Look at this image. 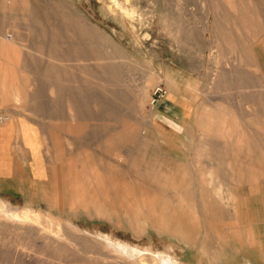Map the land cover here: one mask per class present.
Here are the masks:
<instances>
[{
	"label": "rangeland",
	"instance_id": "374dc122",
	"mask_svg": "<svg viewBox=\"0 0 264 264\" xmlns=\"http://www.w3.org/2000/svg\"><path fill=\"white\" fill-rule=\"evenodd\" d=\"M3 9L13 13L0 39L11 98L30 115L4 126L16 152L48 163L50 190L0 203L37 211L58 237L0 219V264H119L94 234L177 264L264 258L249 221L264 209L254 52L264 0H3Z\"/></svg>",
	"mask_w": 264,
	"mask_h": 264
},
{
	"label": "crops",
	"instance_id": "0c3cea01",
	"mask_svg": "<svg viewBox=\"0 0 264 264\" xmlns=\"http://www.w3.org/2000/svg\"><path fill=\"white\" fill-rule=\"evenodd\" d=\"M12 10L13 9H11V11ZM7 13L8 12H5L3 9V0H0V39L3 35V22L6 20L12 21L13 19V13ZM254 50L257 60V70L258 73L260 72L264 80V44H257ZM3 53L4 47L1 45L0 41V125H2L0 126V197L10 198L12 200L17 197L24 199L32 193H36V195L41 197V195L43 196L45 192H49L50 190L49 184L46 186L47 181L49 180L48 163L46 164L47 167H44L45 164L43 160H38L37 164V162L34 161V157L29 149L27 153H21L20 151L16 152L14 150L15 136L13 135L15 131H12L10 128L4 126L9 124L11 118L15 117V114L25 117L27 113H22L17 100H12L11 98L10 88L13 86L11 81L13 68H11L8 65V62L5 61ZM4 69H6L5 74L3 73ZM255 114V117H257L258 114L256 112ZM27 116L30 115L27 114ZM3 117L6 119L1 120ZM255 149L256 148H254V150ZM240 153L238 156L241 155ZM226 154L228 155L229 153L227 152ZM253 154L254 155L251 156L252 162L254 165H257L258 162H254L253 158L259 157L258 149H256L255 152L253 151ZM229 159L232 158L229 157ZM238 162L235 164L237 165ZM240 164L246 163L240 162ZM29 184L32 185V188L29 187ZM33 185L36 187L33 188ZM40 190H43V194H39ZM252 217H250L249 221L252 222L253 226L260 230L264 236V209L260 212H256ZM261 259L264 258L258 257L256 262L251 261V263L257 264L258 261L261 263Z\"/></svg>",
	"mask_w": 264,
	"mask_h": 264
},
{
	"label": "bare ground",
	"instance_id": "6f19581e",
	"mask_svg": "<svg viewBox=\"0 0 264 264\" xmlns=\"http://www.w3.org/2000/svg\"><path fill=\"white\" fill-rule=\"evenodd\" d=\"M225 3H226V1H225ZM224 5H226V4H224ZM118 11L125 13L126 10L123 7H121ZM238 13H240V12H238ZM238 13H236V14L239 15ZM237 17L239 18V16H237ZM231 19H232V17H231ZM236 22H237V20H236ZM218 35H220V34H218ZM9 37H10L9 41L11 43H14L13 35L9 34ZM11 38H13V39L11 40ZM219 38H221V37L219 36ZM2 39H3V43H4V41L7 40L5 37H3ZM4 119H6V118H4V117L1 118V120H4ZM46 218L47 217H45V219ZM0 219L2 221L7 222V223H11L13 225H27V226L37 227L40 230L43 229L46 232L44 234H46L48 236L58 237V236H56V233H54L53 231H49L48 229H45V227H44L45 225L44 226L42 225V222L40 219V214L37 211L32 210L30 208H22L21 209V208H18L17 206H15L9 202H2V203H0ZM59 222H61V220H59ZM48 224L49 223H47V225ZM58 228H59V226H58ZM51 229H52V227H51ZM61 234H63V233H61ZM61 239L70 243L75 248H77V249L79 248V245H77V243L74 242L67 235L65 237L62 236ZM94 239L97 240V242L99 244H101L105 250H107L108 256L111 257V261H115V263L118 262L119 264H150L149 258L152 257L154 264H177V260H175V258L169 256L166 253L157 252L151 247L142 249V248H139L136 246H132L131 244L121 242L118 239H114L110 236L102 235V234H94Z\"/></svg>",
	"mask_w": 264,
	"mask_h": 264
},
{
	"label": "built area",
	"instance_id": "2783aa9c",
	"mask_svg": "<svg viewBox=\"0 0 264 264\" xmlns=\"http://www.w3.org/2000/svg\"><path fill=\"white\" fill-rule=\"evenodd\" d=\"M157 92V91H156Z\"/></svg>",
	"mask_w": 264,
	"mask_h": 264
}]
</instances>
